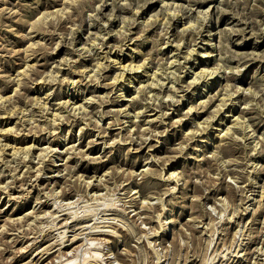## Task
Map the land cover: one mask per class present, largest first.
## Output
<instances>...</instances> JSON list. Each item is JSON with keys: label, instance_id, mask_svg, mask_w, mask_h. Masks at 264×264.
Instances as JSON below:
<instances>
[{"label": "rangeland", "instance_id": "rangeland-1", "mask_svg": "<svg viewBox=\"0 0 264 264\" xmlns=\"http://www.w3.org/2000/svg\"><path fill=\"white\" fill-rule=\"evenodd\" d=\"M0 264H264V0H0Z\"/></svg>", "mask_w": 264, "mask_h": 264}, {"label": "bare ground", "instance_id": "bare-ground-1", "mask_svg": "<svg viewBox=\"0 0 264 264\" xmlns=\"http://www.w3.org/2000/svg\"><path fill=\"white\" fill-rule=\"evenodd\" d=\"M213 41V40H212ZM217 46V45H216ZM55 216V215H54ZM57 221V220H56ZM99 231V230H98ZM109 231V230H108ZM98 234H102V235H106L105 234V232H99ZM108 234V233H107ZM111 234V233H110ZM79 235V234H78ZM116 235V234H115ZM66 236V235H65ZM66 238V237H65ZM62 239V238H61ZM77 239H79V238H77ZM76 238L75 239H73V240H71V246L75 243V241L77 240ZM63 241V240H62ZM66 241V240H65ZM68 241H70V240H68ZM62 244H63V242H62ZM60 245V244H59ZM65 245V244H64ZM71 246H63L64 248H69V247H71ZM61 247V246H60ZM51 250L52 249H49V248H47V249H45L44 251H42L41 252V254L43 253V255H42V257H40L39 258V260L37 261V262H39V261H41L42 260V258L45 256V255H50V252H51ZM65 256V255H64ZM73 259V258H72Z\"/></svg>", "mask_w": 264, "mask_h": 264}]
</instances>
